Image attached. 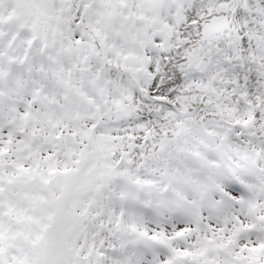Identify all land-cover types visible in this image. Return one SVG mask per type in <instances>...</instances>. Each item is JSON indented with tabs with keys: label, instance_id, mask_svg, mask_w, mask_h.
Returning <instances> with one entry per match:
<instances>
[{
	"label": "snow or ice",
	"instance_id": "obj_1",
	"mask_svg": "<svg viewBox=\"0 0 264 264\" xmlns=\"http://www.w3.org/2000/svg\"><path fill=\"white\" fill-rule=\"evenodd\" d=\"M0 264H264V0H0Z\"/></svg>",
	"mask_w": 264,
	"mask_h": 264
}]
</instances>
